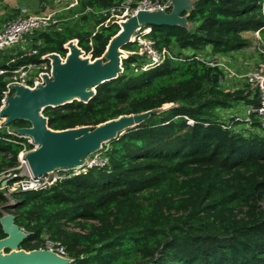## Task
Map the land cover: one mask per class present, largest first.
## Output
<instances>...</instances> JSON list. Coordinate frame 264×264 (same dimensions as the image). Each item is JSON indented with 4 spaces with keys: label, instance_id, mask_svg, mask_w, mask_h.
Masks as SVG:
<instances>
[{
    "label": "trees",
    "instance_id": "16d2710c",
    "mask_svg": "<svg viewBox=\"0 0 264 264\" xmlns=\"http://www.w3.org/2000/svg\"><path fill=\"white\" fill-rule=\"evenodd\" d=\"M122 1L80 0L73 14L79 26L44 29L41 39L34 36L38 54L9 49L0 69L53 52L65 57L70 40L92 59L102 57L121 28L102 11ZM188 22L144 26L151 28L145 37L172 57L143 69L147 57L137 41L129 42L123 71L98 85L88 102L44 110L49 127L61 130L171 104L105 143L104 166L45 189H0V217L13 213L28 232L20 248H40L48 235L65 246L69 264H264V131L255 113L245 121L247 110L260 104L259 91L251 84L224 90V68L200 54L208 47L219 55L241 51L250 44L248 31L264 41V0H195ZM8 75L0 74V108ZM239 101L250 105L240 122L218 114ZM2 119L0 174L18 165L24 147H33L7 131L28 121L5 126ZM5 236L0 223V239Z\"/></svg>",
    "mask_w": 264,
    "mask_h": 264
},
{
    "label": "water",
    "instance_id": "95a60500",
    "mask_svg": "<svg viewBox=\"0 0 264 264\" xmlns=\"http://www.w3.org/2000/svg\"><path fill=\"white\" fill-rule=\"evenodd\" d=\"M195 0H170L171 10H140L121 21L119 32L110 40L102 57H84V51L76 40L67 42L68 54L62 57L53 52L51 76L44 75V83L31 89L24 85L12 86L13 93L6 97L0 108V117L5 126L16 120H26L29 126L16 127L20 136L33 139L36 148L25 154L32 173L36 176L47 174L50 179L59 169L82 167L85 159L100 150L103 145L147 120L152 114L165 108L140 113L121 115L93 127L84 125L55 130L49 127L44 115L47 107H57L75 99L88 102L96 87L116 78L123 71L124 45L132 42L137 31L146 25L189 26L188 16ZM0 223L6 234L0 239V264H69L72 258L47 248L26 250L20 245L28 237L15 222V215L3 212Z\"/></svg>",
    "mask_w": 264,
    "mask_h": 264
},
{
    "label": "built area",
    "instance_id": "2783aa9c",
    "mask_svg": "<svg viewBox=\"0 0 264 264\" xmlns=\"http://www.w3.org/2000/svg\"><path fill=\"white\" fill-rule=\"evenodd\" d=\"M70 1V5L73 6V8L77 7L80 3V0ZM170 7V0H124L120 4L102 11V13H110L111 17L120 24L121 21L135 15L140 10L154 11L162 9L168 11ZM86 11H91V9L87 8ZM59 20L58 15L52 12L40 15L21 14L8 19L5 22L4 27L0 29V52L11 48L14 49V47L25 42L26 37L29 34L34 31L51 28L52 26L57 25ZM150 30L151 28H144L143 26L132 38V42L137 41L139 43L140 54L147 57V62L143 66L144 69H148L151 66L161 63L166 57H172V52L169 49L164 48L158 50L155 47V41L145 37V34ZM38 53V48L32 47L24 55H35ZM208 63L211 65H220L213 61H209ZM6 72H9V75L7 78L8 81L4 92L2 106L6 103V97L13 93V85L19 84L34 89L38 87V85L44 83V75L48 74L51 76V60L49 59L48 54H45L41 56L40 62L25 63L12 70L0 69V74ZM248 78L252 86L258 89L261 101L257 107H250L247 110L245 121L251 122V115L252 113H255L259 118L260 129L264 131V71L249 72ZM7 131L20 136L11 128L9 129L7 127ZM21 137L27 138L33 147L31 149L24 147L19 153L18 165L0 174V189L6 188L7 193L45 189L62 178L72 176L92 167L104 166L107 164V158L103 153L104 151L102 147L100 150L90 154L85 159V163L82 167L59 169L55 172L52 179H50L47 174L36 176L32 173L25 154L36 148L37 145L31 137ZM40 248H47L67 255L65 246L58 241L52 240L48 235L45 236L44 244Z\"/></svg>",
    "mask_w": 264,
    "mask_h": 264
},
{
    "label": "rangeland",
    "instance_id": "374dc122",
    "mask_svg": "<svg viewBox=\"0 0 264 264\" xmlns=\"http://www.w3.org/2000/svg\"><path fill=\"white\" fill-rule=\"evenodd\" d=\"M71 1L69 0V3L63 5L61 1L58 0H26V1H19V0H5L0 2V26L2 24H5L8 19L12 18L15 13V9L20 7L22 4H27L30 11L32 12H44L48 11L47 13H56L58 15L59 23L57 25L52 26V29L48 28L47 33H50L53 28L59 29L66 27H77L79 26V20H76V18L73 16L75 10L73 6L70 5ZM60 7L64 8V11L58 10ZM27 14V13H26ZM90 28L92 29L93 26L91 25ZM43 30L34 31L33 33L29 34L26 37L30 39V36H36L39 39H41V32ZM248 34L250 44L243 49L242 51H236V55H238V52H240V55L236 58L237 61L235 63L236 67L233 66L229 61L232 59L235 60L234 52L225 54V55H219L213 52L211 47H208L207 50L200 52V54L206 58L208 61H213L219 63L220 67L224 68L225 77L222 82V88L224 90H236V89H243L248 84H251L248 78V73L252 71L261 72L264 71V60L262 57V53L264 54V41L257 35H259L257 32H245V36ZM247 37V36H246ZM42 42V40L40 41ZM24 43V42H23ZM30 49L32 47H29ZM29 49V50H30ZM9 50V49H7ZM0 52V62H5L7 57L5 51ZM246 51L250 55L251 62L245 66L244 59L246 58L241 55V52ZM126 52V51H125ZM140 52V51H139ZM129 55L128 52L125 54V58H127ZM228 55H230L228 57ZM232 56V57H231ZM84 57H89L92 59L90 55L84 54ZM124 69V67H123ZM144 69V68H143ZM133 74L138 73V71H132ZM251 87L252 86L251 84ZM171 106V104H166L163 106V108L167 109ZM247 107L243 101L235 102L233 106L230 108H222L218 112V114L226 119V120H233V121H241L243 116L245 117ZM4 122V118L2 119V122ZM245 124H238V129H244ZM10 129V128H9ZM9 193V192H8ZM46 236V235H45Z\"/></svg>",
    "mask_w": 264,
    "mask_h": 264
},
{
    "label": "crops",
    "instance_id": "0c3cea01",
    "mask_svg": "<svg viewBox=\"0 0 264 264\" xmlns=\"http://www.w3.org/2000/svg\"><path fill=\"white\" fill-rule=\"evenodd\" d=\"M2 1H5V0H2ZM7 1V0H6ZM19 1H26V0H19ZM58 1H61V3H63V5H65V4H67V3H69V0H58ZM18 8H20V10H21V13H19V15H21V14H32V15H40V14H45V13H47L48 11H44V12H41V13H39V12H32V11H30V9H29V7H28V5L27 4H22L20 7H18ZM17 9V8H16ZM16 9H15V11H16ZM58 10H60V11H62V13H63V11H64V8H62V7H60ZM14 17V16H13ZM5 23V22H4ZM4 27V24H2L1 26H0V29L1 28H3ZM246 36L248 37V39H249V36H248V34H246ZM257 36H259L260 37V35H257ZM35 37L34 36H30V39H28L27 38V40L24 42V43H22V44H20V45H18L17 47H14V49L13 48H11L10 50H13V52L14 53H16L17 51H19L20 49H23V50H29L30 48L29 47H32L33 46V44L35 43ZM38 41V40H37ZM41 40H39V42H40ZM29 48V49H28ZM242 51V50H241ZM246 51H243V52H241V55L243 56V57H245L246 56V58L244 59V62H245V66H247V64L249 63V62H251V59H250V55L248 54V56H247V53H245ZM236 53L237 52H234V57H235V60H231V61H229V63H231L233 66H235L236 67V65H235V63H236V61H237V57L240 55V52H238V55H236ZM230 55H228V57H229ZM232 57V56H231ZM248 106H250L249 104H247V106L246 107H248Z\"/></svg>",
    "mask_w": 264,
    "mask_h": 264
}]
</instances>
